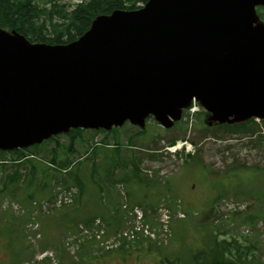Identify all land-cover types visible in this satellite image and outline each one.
I'll return each instance as SVG.
<instances>
[{
    "label": "rangeland",
    "instance_id": "374dc122",
    "mask_svg": "<svg viewBox=\"0 0 264 264\" xmlns=\"http://www.w3.org/2000/svg\"><path fill=\"white\" fill-rule=\"evenodd\" d=\"M258 12L264 20V7ZM208 119L202 109L172 128L149 118L88 131L72 150L62 134L22 158L0 152V264H15L17 246L16 264H195L207 231L264 262V120L232 130ZM180 143L189 150L173 152ZM70 192L72 204L41 214L39 231L29 226L34 201Z\"/></svg>",
    "mask_w": 264,
    "mask_h": 264
},
{
    "label": "water",
    "instance_id": "95a60500",
    "mask_svg": "<svg viewBox=\"0 0 264 264\" xmlns=\"http://www.w3.org/2000/svg\"><path fill=\"white\" fill-rule=\"evenodd\" d=\"M264 0H148L67 44L0 28V149L72 128H170L193 99L208 122L264 119Z\"/></svg>",
    "mask_w": 264,
    "mask_h": 264
},
{
    "label": "trees",
    "instance_id": "16d2710c",
    "mask_svg": "<svg viewBox=\"0 0 264 264\" xmlns=\"http://www.w3.org/2000/svg\"><path fill=\"white\" fill-rule=\"evenodd\" d=\"M147 1L77 0L70 4L66 0H0V27L20 31L33 42L67 44L81 37L91 27L92 21L97 16L110 14L116 9H139ZM252 121L251 123L254 122ZM248 122L250 123V121ZM248 122L227 124L226 127L232 130L241 129ZM86 131L76 128L67 133L70 137L69 150L73 149L75 141L82 137ZM54 139L55 137H51L50 140ZM22 151L25 149L0 150V152H17L21 154L20 158L25 156L22 155ZM189 156L195 158L194 155L190 154ZM56 161L57 157L53 159V163ZM63 165H67V163ZM35 168L34 165L32 169L35 170ZM215 187L219 191L226 189L223 185L215 184ZM250 251L248 247L237 245L227 239H218L215 232L207 231L203 247L198 252L199 260L196 264H264L258 260L257 262L249 260ZM189 252L193 257V251ZM183 261L184 264H188L187 258H184ZM167 262V264H179L177 260Z\"/></svg>",
    "mask_w": 264,
    "mask_h": 264
},
{
    "label": "bare ground",
    "instance_id": "6f19581e",
    "mask_svg": "<svg viewBox=\"0 0 264 264\" xmlns=\"http://www.w3.org/2000/svg\"><path fill=\"white\" fill-rule=\"evenodd\" d=\"M179 146H181V144Z\"/></svg>",
    "mask_w": 264,
    "mask_h": 264
}]
</instances>
